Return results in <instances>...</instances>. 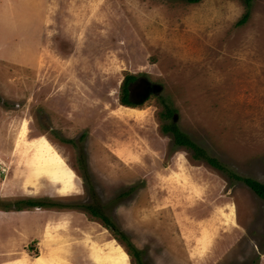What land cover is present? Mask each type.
Listing matches in <instances>:
<instances>
[{
    "label": "rangeland",
    "instance_id": "374dc122",
    "mask_svg": "<svg viewBox=\"0 0 264 264\" xmlns=\"http://www.w3.org/2000/svg\"><path fill=\"white\" fill-rule=\"evenodd\" d=\"M246 11L242 0H0V264L63 244L69 264H93L88 243L112 239L130 264V246L143 264H264V200L230 176L264 183V0L239 24ZM131 76L160 89L122 104ZM25 117L73 167L74 192L45 179L24 190L12 153ZM172 121L227 171L177 146L163 131ZM179 168L182 188L167 181ZM230 203L235 226L219 216ZM63 221L46 243L47 224ZM201 227L211 242L198 253Z\"/></svg>",
    "mask_w": 264,
    "mask_h": 264
},
{
    "label": "bare ground",
    "instance_id": "6f19581e",
    "mask_svg": "<svg viewBox=\"0 0 264 264\" xmlns=\"http://www.w3.org/2000/svg\"><path fill=\"white\" fill-rule=\"evenodd\" d=\"M117 113L120 114V116H137V117L142 116L141 111H139L135 107L119 106V108L117 109ZM19 127L20 128L18 130L17 137L15 140V149L12 153V157H13V164L15 165L14 167L18 171L22 172V182L21 181L20 182L22 183L24 190L37 191L39 187L41 186L42 180L45 179L59 186L58 193L60 195H68L69 193L74 192L75 191L74 182L76 179V174L73 170V167H71L68 164L64 156L55 147L52 141L43 134H40L38 136H31L30 128H29V121L26 119V117L21 121V124ZM124 148L126 149V147ZM116 153L118 152H115V154ZM127 156H129V153ZM127 160H130V159H126V162ZM188 178L189 177L184 172V170L179 168V172L175 170L171 171V173L167 177V181L168 183L172 185L175 183L181 186L182 188V186L189 184ZM15 179L17 178L15 177ZM194 191H195V194L197 192L199 193L197 187H195ZM191 192L193 191L191 190ZM219 216H221V218L224 219L223 222L227 225L235 226L238 224L236 223V209L233 203H230L227 206V212L222 210ZM223 222L221 224H223ZM65 224H66L65 221L61 223L59 222L55 225H51L50 223H48L45 228V232L43 233L44 234L43 240L46 243L56 242L57 239L59 240V238L55 237L53 232L65 227ZM208 225L207 226L205 225V227H208ZM198 226H200V223ZM205 227L204 228L201 227V229H203L202 233H200L201 235L199 236V238H197L198 239L197 243H199V247L196 251L198 253H203L211 242L212 232L210 233L208 228H205ZM85 240L87 242L90 241L89 239H85ZM98 243L94 241H90L88 243L89 245L88 252L90 253V257L92 258L93 264H130L128 253L115 240L113 239L108 240L102 245ZM63 245L62 246L58 245L60 247H58L57 250L51 249L46 252L43 251L33 258H30L27 254L23 253L22 256L20 255L19 258H16V259L14 258L15 260L7 262V264H69L68 260L66 261V259L64 258L65 256L60 254L61 252L65 251L64 250L65 247L63 248ZM65 245H68V243Z\"/></svg>",
    "mask_w": 264,
    "mask_h": 264
},
{
    "label": "trees",
    "instance_id": "16d2710c",
    "mask_svg": "<svg viewBox=\"0 0 264 264\" xmlns=\"http://www.w3.org/2000/svg\"><path fill=\"white\" fill-rule=\"evenodd\" d=\"M186 1L188 3L194 4V3H199L202 0H186ZM242 1L244 2L245 6H246L247 11L243 15V17L240 19L239 24H244L247 22V20L250 17V14H251L252 4L254 2V0H242ZM132 79H134V77H132V76L127 77L124 81V84H123V96H122L121 101H122V104H125L128 106H132V104L127 100V93H128L127 86H128V83L130 81H132ZM174 113L175 112L173 110L167 109L165 114L167 117H173ZM163 131L166 133H172L173 134L174 142L177 146H185V147L192 149L194 157L204 159L207 163H209V165H211L212 167H215L219 170L227 171L226 167L223 166L215 157L207 155L205 153V150H202V148H200L198 145H196L195 142L193 140H191V138L186 133L182 132L178 128V126L176 125V123L174 121L165 125L163 127ZM230 176L232 179L244 182L259 198L264 200V183L259 182L253 178L241 177V176H238L234 173H230ZM30 204L36 205V206L39 205V203L36 204L34 202H31ZM87 208L93 215L100 217L105 222L106 225L111 224V222L108 220V218L106 216H104V214L102 213V211L98 207L88 205ZM130 247L133 250V251H130V255H132L136 259L137 264H143L141 262L139 251L138 250L135 251L132 246H130Z\"/></svg>",
    "mask_w": 264,
    "mask_h": 264
},
{
    "label": "flooded vegetation",
    "instance_id": "af4514ba",
    "mask_svg": "<svg viewBox=\"0 0 264 264\" xmlns=\"http://www.w3.org/2000/svg\"><path fill=\"white\" fill-rule=\"evenodd\" d=\"M133 79L128 83V93L127 100L132 104H138L142 101H145L149 95H152L156 92L154 83H151L145 79Z\"/></svg>",
    "mask_w": 264,
    "mask_h": 264
},
{
    "label": "water",
    "instance_id": "95a60500",
    "mask_svg": "<svg viewBox=\"0 0 264 264\" xmlns=\"http://www.w3.org/2000/svg\"><path fill=\"white\" fill-rule=\"evenodd\" d=\"M154 87H155V90H156V91H159L160 87H159L158 85H155V84H154ZM174 120H175V117H174Z\"/></svg>",
    "mask_w": 264,
    "mask_h": 264
}]
</instances>
